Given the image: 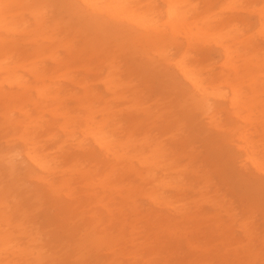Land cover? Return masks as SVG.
I'll return each mask as SVG.
<instances>
[{
	"label": "bare ground",
	"instance_id": "1",
	"mask_svg": "<svg viewBox=\"0 0 264 264\" xmlns=\"http://www.w3.org/2000/svg\"><path fill=\"white\" fill-rule=\"evenodd\" d=\"M150 1H145L147 5L142 11L137 9L141 0H0V137L5 138L0 150V264H21L19 260L26 250L15 239L24 234L31 236L33 242L53 237L54 250L61 237L67 235L75 262L84 264H103L82 256L87 245L96 241L113 256L104 264H125L118 258L121 253L122 256L131 253L124 231H107L93 237L91 227L96 216L82 222L84 204L89 208L100 203L94 201L96 192L91 190L116 188V177L131 174L142 182L145 187L142 194L151 203L173 208L184 218L189 214L181 211L182 204L175 205L167 189L185 192L184 174L188 171L203 175L207 183L203 196L209 193L211 175L220 179L224 188L217 186L212 196H204L217 209L216 223L224 216L227 222L221 223L217 245L224 252L231 251L239 264H255L258 250L241 247V240L237 241L232 229L243 228L251 240L256 214L260 213L264 220V181L255 176L264 173V153L255 152L249 143L236 146L240 154L232 148H226L228 153L224 157L219 152L222 142H228L231 133L227 132L231 129L245 137L248 129L264 128V61L259 59L262 55L257 54L258 49L250 39L243 43L248 51L243 55L237 51L239 45L232 49L224 43L230 33L241 35L244 30L231 19L235 15L209 16L215 3L220 7L222 0H205L204 10L198 13L200 18L194 19L193 26L187 18L198 12L196 0H161L160 10ZM246 1L223 0L221 5H237L231 8L233 11ZM49 3L57 10L56 14L63 12L72 22L67 34L58 32L60 20L58 15H49ZM258 16V28L251 38L264 37V6ZM210 17L216 26L208 25ZM111 27L117 32L115 36L101 37L97 33ZM130 30H136L137 34H131ZM179 31L185 39L176 45L188 49L177 55L170 49L167 36ZM19 32L29 37L18 40ZM31 34L48 38L51 43L36 46ZM203 37L217 43L222 54L217 73L209 65L203 66L210 58L201 49L204 56L189 59V48L195 44L191 38L199 41ZM57 38L60 40L53 41ZM78 41H82L79 46ZM20 46L25 49H19ZM59 47L67 54L65 58L58 55ZM85 53L97 55L83 58ZM45 55L55 66H66L75 60L81 62L79 66L85 71L95 69V74L98 66H104L106 73L97 79L107 97L93 89L85 78L75 79L73 83L81 89L77 106L63 110L60 75L46 71L42 65ZM140 66L147 71L150 67L171 68L183 85L177 88L171 84L158 91L140 89L139 81L145 77ZM222 68H227L228 73H223ZM25 74L32 75L36 84L28 85ZM224 110L229 114L230 124L221 119L220 112ZM45 111L49 119L44 118ZM57 116L63 118L62 123ZM253 116L256 120H252ZM157 119H162L160 129L166 135L162 139L150 138ZM207 129L215 133L202 135ZM197 141L202 142L201 154L208 160L206 170L192 165L193 155L200 152L194 145ZM78 154L88 155L90 163L79 165ZM178 154H191L189 168L186 164L180 167ZM18 157L22 169L11 175L12 162ZM25 181L32 182L42 200L32 203L21 195L27 200L22 209L11 199L20 195L21 189L27 191ZM241 181L250 186L240 190L235 183ZM76 183L86 202L73 196L72 186ZM231 197L238 200L241 210L232 205ZM132 203L127 197L122 204L109 203L104 208L112 220L120 216L122 206L136 210L137 205ZM38 210L48 213L43 224L32 219L33 212ZM237 211L242 212V218L237 219ZM260 243H264V236ZM37 253L36 259H42L38 250Z\"/></svg>",
	"mask_w": 264,
	"mask_h": 264
},
{
	"label": "rangeland",
	"instance_id": "2",
	"mask_svg": "<svg viewBox=\"0 0 264 264\" xmlns=\"http://www.w3.org/2000/svg\"><path fill=\"white\" fill-rule=\"evenodd\" d=\"M145 1L146 0H141V3L137 6L138 10L144 11L147 5L145 4ZM151 2L157 4L159 7L158 10L163 8V3L161 0H151L150 3ZM194 2H196L199 7L198 12L194 13L195 15H189L187 18V22L191 23L192 26L194 25V22H196L194 19L200 18L198 13L204 10L203 5L205 4V0H196ZM222 2L223 0L221 1V4ZM221 4L220 7H218L219 3H215L213 7L214 10L209 14V16L212 13H221L220 16L222 18L228 15H235V18L231 19H234L233 22H235L241 29L244 30L243 34L241 35L235 36L231 35L232 33H230L224 43L230 45L232 49H236L235 46L239 45L237 48L239 50L237 51L239 54L243 55L244 53H248L243 43L250 39L254 48L258 49L257 54L262 55L259 58L260 61H264V37L260 35H254L253 38H251L252 34L255 33L258 28V12L259 9L264 6V0H247L246 2H243V6L239 10L235 9L233 11H230L231 8L237 5L231 6L228 4ZM56 12L57 10L54 8L53 4L49 3V15H58ZM58 17L60 20L58 32L67 34V30L71 31L72 22L68 21V17L63 12H60ZM163 18V13H161L160 20H163ZM208 25L216 26L211 17L208 20ZM83 33L85 32L82 31V34ZM97 33H99V36L101 37L102 35L115 36L117 34L116 31L112 30V27L109 28V31H97ZM130 33L137 34V31L130 30ZM31 35L36 40V46H43V44L51 43L49 41L50 39L48 38L44 39L37 34ZM28 37L29 36L25 32H19L16 34V39L18 40L26 39ZM58 37L60 38L61 35H58ZM59 38L52 40L57 42L60 40ZM203 38L205 40H202ZM203 38H200L201 40L199 41L195 40L196 38H191L195 44H193V47L189 48V59H198L201 57V55L204 56V53L201 52L204 51L210 60L204 62L203 66L209 65V67L214 68V72L217 73L223 61L222 54L220 53L218 45H216L217 43L213 42L212 40H208L209 38ZM184 39L185 38L180 31L176 34L169 33L167 36L169 47L173 52L175 51V54L180 55L181 52L183 53L188 49V47L176 45L181 41L183 42ZM77 44L78 46L81 45L82 41H78ZM20 48L21 46L19 49ZM57 53L60 55V57L67 56L62 47L58 48ZM92 55L97 54L85 53L83 58H92ZM50 60L51 58L49 55H45L42 60V65L46 67V71L48 70V73L54 72L55 74L60 75L58 84L64 90V95L62 97L63 103L61 104L63 110H65L64 108L73 110L74 107L77 106L76 98L77 96L81 95V89H79L73 83V80L75 79L85 78L88 81V84L92 83L93 89L102 91V95H104L105 98L107 97L106 93L103 91L102 83L97 79L106 73V68L104 66H98L97 74H95V69H92V71H85L83 67L79 66L81 65V62L76 63L75 60L62 67L55 66L52 60ZM138 69H142L141 71L145 75V77L141 78L139 81L141 84L138 83L140 85V89L158 91L166 89L171 84H175L177 88L183 85V81L177 77L176 73L173 72L171 68L165 70L163 66H160L159 68L150 67L149 71L143 67ZM66 71L69 72V74L63 75V73ZM222 71L223 73H228L227 68H222ZM262 72H264V67L262 68ZM25 78L27 79L28 85L36 84V81L32 75L25 74ZM3 87L6 88L7 84H3ZM146 101V103L149 102L148 99H146ZM148 104H150V102ZM255 110H251L252 113ZM43 115L46 119L50 118V115L47 111H45ZM220 116L224 122L230 124L229 114L226 110L221 111ZM252 120H256V118L253 116ZM57 121L62 123L63 118H61V116H57ZM160 125H162V119H157L150 131V138L162 139L166 136L163 135ZM246 126H249V123H247ZM208 133L214 134L215 132L211 129H207L206 132H202V135H208ZM227 133L231 134L228 136L227 143L222 142L220 152L218 150L220 157L227 155L228 150L226 148H232L240 154L236 146L240 144L243 145L245 143H249L250 145L252 144V148L255 152L264 153V128L248 129L245 132V137H241L243 134H237V132L232 131V129ZM58 135H60V132H58ZM4 139L5 138L0 137V150L3 149L2 145H4ZM194 145L196 151L198 152L199 150L200 152L199 154H192L195 156V158L191 160L193 162L192 165L198 166L202 170H206V163L208 160L204 158L203 154H201L203 144L202 142L197 141L194 142ZM78 155L79 157L76 158L78 161H81L79 165H86L90 163L88 155ZM191 157V154H178L177 161L180 164V167L186 164L189 168L188 161ZM99 165H102V163ZM21 169V158H15L12 162L9 172L11 175H15L19 173ZM248 169L251 170L250 167H248ZM229 176L231 178L233 177L231 172L229 173ZM255 176L264 181L263 172L255 174ZM184 180L186 181L187 188L185 192L176 191L172 188H169L167 189V193L172 197V199H174L175 205L182 204L181 211H183L185 214H189V217L180 218L179 214L173 212V208H163L151 203L147 198H145V195L142 194V189H145L142 182L137 180V178L131 174H124L115 178L114 184L116 185V188L101 189L94 187L91 190V192H96L94 201L98 200L100 203H93L91 206H89V208H87L84 204L81 209L83 211L82 222L85 223L90 221L92 216H96L95 223H92L91 227V230L93 229V231H91V236L93 237H97L99 234L107 231H124L129 237L128 246L131 253L127 252L124 256H122L121 253V257L118 258L120 261L124 260L123 263L125 264H239L240 262L236 261L232 257L233 255H231V251L224 252L222 246L217 245L219 242V236L221 235L220 229L223 228L224 223H227L225 216L219 223H216L218 222L215 220V217L217 216L216 214H218L216 213L217 209L213 208L209 202L204 200V196H212L213 189L215 187L219 186L224 188L223 185L220 184V179L216 175H211L209 186H207L209 193L204 196L202 191H205L203 189L207 183H205L206 180L203 178L202 174H192L188 171V173L184 174ZM23 185L27 191L24 192L23 189H21L20 195L14 196V198L11 199L12 203L14 201L17 202L18 206L23 209L27 201L23 196H27L32 203H38L40 200H42V195L35 188V186H33L31 181H25ZM235 186L240 190H244V188L246 186H250V184H245L241 181L235 183ZM72 187L74 193L73 196L77 197L81 201H85V196L81 192V189L78 188V183L73 184ZM184 193L187 194L184 195ZM127 197L128 200H130V203L133 201L132 204L137 205L136 210L130 209L127 207V205L122 206V208L118 211L120 216L118 218L114 217L112 220H110L109 216L106 214L104 205L109 203L110 205L112 203L116 205L122 204L123 200ZM230 200L233 201L232 205L234 204L237 206V210H241L238 206V200L235 197H231ZM49 211L51 212L52 210L50 209ZM241 214L242 212L240 213L237 211V219L242 218ZM47 215L48 213H45L41 210L34 211L32 214V219L38 224H43ZM115 216H117V214ZM221 223H223V225ZM79 231L81 230L79 229L78 232ZM232 232L237 241L241 240L239 243L241 247L246 249L256 248L258 250L255 264H264V249H261V246L264 245V243H260L264 236V220L262 219V215L257 213L254 218L252 228V234L254 235H250L251 240H248V237L245 236L243 228L235 226L232 229ZM68 238L69 237L67 235L61 237L60 245L54 250L53 247L55 246V243H52L54 239L53 237L51 238V236H46L38 242H33L31 240V236H28L27 234L16 237L15 241H17L20 248H24L26 250L24 258L19 260V262L21 264H84L75 262L76 256L74 255V251L71 252L72 243L68 240ZM87 246L88 248L84 249L82 252L83 257L86 256L88 258H95V262L103 264L113 258V256L107 252V249H104V246H101L96 241L89 243ZM37 250L39 251V255L42 259H36L38 255ZM222 253H226L224 257L221 256ZM44 259L48 261L44 262Z\"/></svg>",
	"mask_w": 264,
	"mask_h": 264
}]
</instances>
